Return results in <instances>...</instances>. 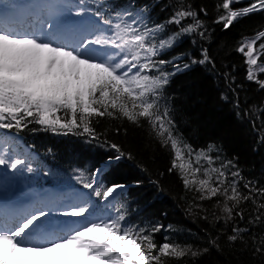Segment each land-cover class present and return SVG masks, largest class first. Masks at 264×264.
Listing matches in <instances>:
<instances>
[{
    "label": "snow or ice",
    "instance_id": "6c2138e0",
    "mask_svg": "<svg viewBox=\"0 0 264 264\" xmlns=\"http://www.w3.org/2000/svg\"><path fill=\"white\" fill-rule=\"evenodd\" d=\"M235 2L222 0L216 5L218 12L221 8L224 12L214 23H223L224 30L251 13L264 11V0H253L234 10L230 5ZM146 10L125 9L108 16L89 6L86 0H0V129L15 130L18 135L29 125H39L41 130L85 137L86 143L107 145L115 151L90 178L82 181L90 191L78 193L75 202H62L47 195L38 200L39 206L26 212L0 206V264H170V260L179 261L189 254H206L212 247L219 250L213 239H209V247L199 250L170 243L167 238L157 245L152 234L162 226L149 228L126 223V211L115 207L125 185L108 186L97 180L105 169L125 156L132 158L119 145L102 140L104 134L95 130L94 121L105 117L126 119L137 127L146 123L149 134L161 147L170 148L168 171H175L185 192L193 193L194 199L200 201L215 200L213 208L219 210V215L211 213L215 222L222 220L228 224L236 217L243 220L241 205L249 201L254 205V215L250 214L247 223L255 227L264 222V203H257L258 198H264V188L246 181L243 187L247 194L241 192L239 183L243 177L239 170L231 171L235 165L220 161L219 167L214 166L220 160L219 156L214 160L209 155L214 145H209L207 151L193 150L175 133L171 110L161 103L170 77L190 65L181 67L157 57L185 36L198 34L205 38L198 12L178 0L165 24L149 26ZM199 12L207 15L204 7ZM188 18L191 23L184 24ZM173 24L177 31L162 37L165 25ZM261 38L264 30L245 38L237 51L246 58V78L264 89V80L256 75L257 71L264 73V65L257 63L264 43L259 44V49L254 47ZM201 56L199 60L193 58L191 64L212 63L206 48L201 50ZM166 64H171L175 71H164L162 66ZM259 111L264 112V108ZM115 131L119 133L120 129ZM260 139L264 142V130ZM34 171L29 155L18 152L14 140L0 135V181L8 184L24 172ZM82 176L81 173L74 179L81 182ZM113 208L114 215L110 211ZM53 212L60 219L49 230V216ZM231 231L228 241H243V234L251 232V228L233 226ZM257 239L255 235L251 237L254 245ZM259 241L254 253L264 254V235Z\"/></svg>",
    "mask_w": 264,
    "mask_h": 264
},
{
    "label": "trees",
    "instance_id": "16d2710c",
    "mask_svg": "<svg viewBox=\"0 0 264 264\" xmlns=\"http://www.w3.org/2000/svg\"><path fill=\"white\" fill-rule=\"evenodd\" d=\"M112 1L121 5L122 10L139 11L146 8L149 26L165 24L178 2ZM183 2L198 12L199 19L204 23L201 31L205 32V38L201 39L198 34L185 36L175 47L157 57L173 61L181 67L190 65L183 71H175L171 64L162 66L166 72L175 71V75L170 77L164 87L161 103L171 110L175 133L193 150L207 151L209 145H214L209 155L214 160L220 157L214 166L219 167L220 161H231L235 165L231 171L239 170L243 177L239 183L241 192L247 194V189L243 187L246 181H253L256 187L264 188V142L260 139L261 131L264 130V112L259 111L264 108V89L246 78V58L237 51L245 38H251L259 30H264V11L251 13L224 30L223 23H214L218 15L224 12L222 8L219 12L216 8L222 0ZM251 2L253 0H237L230 6L235 10ZM201 7L207 9V15L199 12ZM183 23H191V19ZM175 31L177 27L174 24L165 25L161 36ZM260 43H264V38L258 40L254 47L259 49ZM204 48L208 50L212 63L191 64L193 58H202L201 50ZM174 57L180 58L173 60ZM257 63L264 65V52L259 55ZM256 75L258 79L264 80V73L257 71ZM222 96L227 99H222ZM237 103L239 107H236ZM34 127L38 130L33 131ZM94 127L98 133L104 134L102 140L119 145L126 154L131 153V159L125 156L118 164L107 169L103 179L98 182L108 186L114 183L129 185V190L119 196L115 205L126 211L127 224L149 228L162 226L152 234L157 245L164 243L165 238L170 243L191 245L193 250L209 247V239L216 240L219 245V250L212 247L206 254L197 257L189 254L179 261L170 260V264H264V254L254 253V248L260 243L259 237L264 235V222L255 227L247 223L250 214L254 215V205L250 201L241 205L244 209L243 220L236 217L228 224L222 220L215 222L211 216L213 211L219 215V210L213 208L215 200L200 201L194 199L193 193L185 192L175 171H168L172 159L170 148L161 147L149 134L146 123L137 127L126 119L105 117L99 122L94 121ZM116 128L120 129L119 133L115 131ZM20 133L34 139L32 145L38 148L41 157L46 159L52 156L53 162L46 160L56 172L50 177H43L56 183L83 187L82 181L90 178L95 168L109 156L115 155V151L107 145L100 147L96 142L86 143L85 137L41 130L39 125H29ZM201 163L207 166L206 162ZM193 166H196L195 161ZM81 173L83 176L78 182L74 177L81 176ZM96 199L92 197L93 201ZM257 203H264V198H258ZM110 211L115 214V208ZM205 215L209 218L203 219ZM233 226L249 227L251 232L243 234V241L230 242L228 236L232 235ZM253 235L258 238L255 245L251 240Z\"/></svg>",
    "mask_w": 264,
    "mask_h": 264
},
{
    "label": "rangeland",
    "instance_id": "374dc122",
    "mask_svg": "<svg viewBox=\"0 0 264 264\" xmlns=\"http://www.w3.org/2000/svg\"><path fill=\"white\" fill-rule=\"evenodd\" d=\"M24 180H26V178L25 177H23V175L21 176V178H16L15 179V181H13V185L14 186H16V185H19V184H21L22 183V181H24ZM32 188L31 187H27L26 189L23 187L22 188V191L23 190H25V192H27V191H30ZM21 192V191H20ZM19 192V193H20ZM66 200H71L69 197H67V199ZM70 202V201H69ZM71 202H72V200H71Z\"/></svg>",
    "mask_w": 264,
    "mask_h": 264
}]
</instances>
